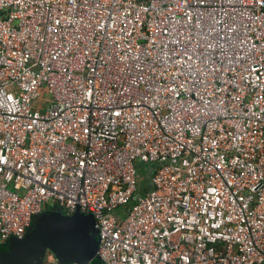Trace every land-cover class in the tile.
Here are the masks:
<instances>
[{
  "label": "built area",
  "instance_id": "built-area-1",
  "mask_svg": "<svg viewBox=\"0 0 264 264\" xmlns=\"http://www.w3.org/2000/svg\"><path fill=\"white\" fill-rule=\"evenodd\" d=\"M54 207L103 264H264V0H0V250Z\"/></svg>",
  "mask_w": 264,
  "mask_h": 264
},
{
  "label": "water",
  "instance_id": "water-1",
  "mask_svg": "<svg viewBox=\"0 0 264 264\" xmlns=\"http://www.w3.org/2000/svg\"><path fill=\"white\" fill-rule=\"evenodd\" d=\"M94 218L79 210L67 217L54 207L35 218L23 240L10 239L0 251V264H46L48 255L59 264H92L100 260Z\"/></svg>",
  "mask_w": 264,
  "mask_h": 264
},
{
  "label": "trees",
  "instance_id": "trees-1",
  "mask_svg": "<svg viewBox=\"0 0 264 264\" xmlns=\"http://www.w3.org/2000/svg\"><path fill=\"white\" fill-rule=\"evenodd\" d=\"M3 250V249H2ZM92 264H103L101 260H95Z\"/></svg>",
  "mask_w": 264,
  "mask_h": 264
},
{
  "label": "rangeland",
  "instance_id": "rangeland-1",
  "mask_svg": "<svg viewBox=\"0 0 264 264\" xmlns=\"http://www.w3.org/2000/svg\"><path fill=\"white\" fill-rule=\"evenodd\" d=\"M149 183L147 179H145L144 185L146 186Z\"/></svg>",
  "mask_w": 264,
  "mask_h": 264
},
{
  "label": "flooded vegetation",
  "instance_id": "flooded-vegetation-1",
  "mask_svg": "<svg viewBox=\"0 0 264 264\" xmlns=\"http://www.w3.org/2000/svg\"><path fill=\"white\" fill-rule=\"evenodd\" d=\"M0 251H2V249Z\"/></svg>",
  "mask_w": 264,
  "mask_h": 264
}]
</instances>
